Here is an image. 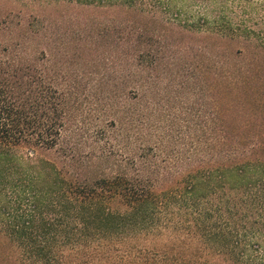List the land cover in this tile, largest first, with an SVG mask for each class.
<instances>
[{
  "label": "trees",
  "instance_id": "trees-1",
  "mask_svg": "<svg viewBox=\"0 0 264 264\" xmlns=\"http://www.w3.org/2000/svg\"><path fill=\"white\" fill-rule=\"evenodd\" d=\"M206 1L0 0V264H264V31ZM70 6L112 14L102 34L124 72L100 122L80 121L76 80L21 52ZM192 35L230 54L188 68L201 97L175 148L147 144L137 102Z\"/></svg>",
  "mask_w": 264,
  "mask_h": 264
},
{
  "label": "rangeland",
  "instance_id": "rangeland-1",
  "mask_svg": "<svg viewBox=\"0 0 264 264\" xmlns=\"http://www.w3.org/2000/svg\"><path fill=\"white\" fill-rule=\"evenodd\" d=\"M205 4L211 8L223 5L236 10L247 8L252 18L253 28L264 31V3L262 1L254 0L247 4L246 1L212 0L206 1ZM57 13L59 18L63 19L60 24L57 23L54 26L51 34L44 39L29 36V43L21 49V52L25 54L27 60L46 68L52 75L76 80L80 88L78 100L80 121L88 118L93 119V122H100L104 119V113L101 112L103 103L107 97L111 98L116 93L117 88H121L119 87L121 82L113 81V78L118 73L123 75L124 72V61L114 62L116 53L112 52L107 45L109 37L102 34L106 26H111L112 14L73 6L58 9ZM98 23H100V28ZM21 34L22 31L15 27L6 38V43L14 51H20L16 48V44L23 40ZM187 45L186 50L177 52L176 57L174 56L175 66H169L171 70L167 76L165 75L166 78L157 95L153 97L151 93H148L140 102H137V109L145 110L150 105L153 111L149 115V123L152 129H157L151 131L152 136H147V144L160 145L163 143V146L172 148L174 143L172 139L180 136L181 131H186L185 123L189 110L201 97L194 79H186L191 72L188 68H194L191 65L194 60V63L202 68L201 74L203 75L202 71L205 69L204 65L207 64V57L213 55L217 61V68L221 69V60L230 54L226 44L208 36H188ZM199 104L204 105V102L201 101ZM90 129L91 134H95L93 127ZM72 133H74V128H69L66 135L69 136ZM182 134L185 136L186 132ZM91 143L92 141H89V144L81 149L82 153L87 154L90 151Z\"/></svg>",
  "mask_w": 264,
  "mask_h": 264
}]
</instances>
